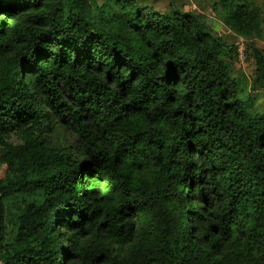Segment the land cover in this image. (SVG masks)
I'll list each match as a JSON object with an SVG mask.
<instances>
[{
	"label": "trees",
	"instance_id": "obj_1",
	"mask_svg": "<svg viewBox=\"0 0 264 264\" xmlns=\"http://www.w3.org/2000/svg\"><path fill=\"white\" fill-rule=\"evenodd\" d=\"M101 1L0 0V264H264L239 48L193 13ZM220 6L264 90L260 9Z\"/></svg>",
	"mask_w": 264,
	"mask_h": 264
},
{
	"label": "rangeland",
	"instance_id": "obj_2",
	"mask_svg": "<svg viewBox=\"0 0 264 264\" xmlns=\"http://www.w3.org/2000/svg\"><path fill=\"white\" fill-rule=\"evenodd\" d=\"M143 5L153 8L155 11L164 13L171 9H178L182 12H189L201 16L203 19L209 21L213 20L221 28L217 31L220 38L227 45H233L239 48L240 57L234 64V76L240 81L242 89L245 94L252 93L256 102L253 112H264V90H257L251 92L252 79L255 75L253 62H248L245 56V45L249 43L247 40L236 35L224 24V14L226 11L220 6V0H140ZM251 4L257 6L261 11L262 18V35L260 38L252 42L260 49L264 50V0H248ZM102 3L101 0H99ZM213 28L214 25L211 24ZM47 140L54 147L65 145V136L57 132L54 135H48ZM6 166L0 164V179L5 176Z\"/></svg>",
	"mask_w": 264,
	"mask_h": 264
},
{
	"label": "water",
	"instance_id": "obj_3",
	"mask_svg": "<svg viewBox=\"0 0 264 264\" xmlns=\"http://www.w3.org/2000/svg\"><path fill=\"white\" fill-rule=\"evenodd\" d=\"M208 24H213L214 25V29H215V31L217 32V31H219L220 30V26L219 25H217V23L215 22V21H213V20H209L208 21Z\"/></svg>",
	"mask_w": 264,
	"mask_h": 264
}]
</instances>
